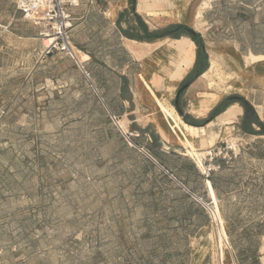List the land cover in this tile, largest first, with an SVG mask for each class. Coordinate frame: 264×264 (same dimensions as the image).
<instances>
[{
    "label": "crops",
    "instance_id": "1",
    "mask_svg": "<svg viewBox=\"0 0 264 264\" xmlns=\"http://www.w3.org/2000/svg\"><path fill=\"white\" fill-rule=\"evenodd\" d=\"M206 3L81 0L71 40L76 62L90 75L87 87L93 99L95 94L121 130L120 151L133 158L139 175L133 185L150 208L143 217L150 220V235L168 241L161 248L163 258L152 264H189L188 236L207 223L205 210L191 198L193 192L216 201L223 218L234 220L230 259L264 264V86L243 85L239 89L246 94L238 96L225 90L238 88L236 84L224 88L219 77L255 75L263 60L248 66L244 59L264 52L219 51L216 44L229 40L214 32L212 11H218V4L206 8ZM8 18L10 50L16 38L23 43L33 40L36 49H45L41 26L25 20L13 0ZM22 21L32 25V32H16ZM187 28L204 41L207 59L201 73L198 44ZM250 41L255 39L251 36ZM236 58L243 63L227 65ZM239 98L251 105V117ZM237 107L240 110L230 115ZM219 148L226 149L224 156L210 160ZM111 226L118 236L116 222Z\"/></svg>",
    "mask_w": 264,
    "mask_h": 264
},
{
    "label": "rangeland",
    "instance_id": "2",
    "mask_svg": "<svg viewBox=\"0 0 264 264\" xmlns=\"http://www.w3.org/2000/svg\"><path fill=\"white\" fill-rule=\"evenodd\" d=\"M211 3L218 4L214 32L229 40L216 44L219 51L264 52V0H207L204 7ZM9 11L10 0H0V264L159 262L168 241L150 235V220L143 218L150 208L137 196L139 175L133 158L120 151L119 126L94 93L93 99L74 58L43 56L35 41L18 38L10 50ZM32 30L28 22L16 24V32ZM263 58L244 60L250 66ZM242 63L236 58L227 65ZM255 73L219 77L224 88L238 87L226 92L242 96L243 85L264 86V65ZM234 110L230 115L240 107ZM231 221L225 226L233 248ZM197 232L188 236L189 264H221V254L224 264H233L208 217Z\"/></svg>",
    "mask_w": 264,
    "mask_h": 264
},
{
    "label": "built area",
    "instance_id": "3",
    "mask_svg": "<svg viewBox=\"0 0 264 264\" xmlns=\"http://www.w3.org/2000/svg\"><path fill=\"white\" fill-rule=\"evenodd\" d=\"M17 8L22 12L23 18L35 25H40V37L48 38L51 42L45 45L44 54L51 55L55 52H64L77 60L76 51L72 44L71 32L76 26L75 10L80 6L81 0H13ZM86 77L90 80L89 73L81 65ZM226 149H217L215 154H210V160L215 157L224 156ZM209 172L212 167L209 165ZM192 197L205 209L209 224L216 226L226 236L224 245L233 253L232 245L225 226V219L216 201L206 200L201 196L191 193ZM223 249V248H222ZM224 263V261H223ZM233 264H236L233 262Z\"/></svg>",
    "mask_w": 264,
    "mask_h": 264
},
{
    "label": "trees",
    "instance_id": "4",
    "mask_svg": "<svg viewBox=\"0 0 264 264\" xmlns=\"http://www.w3.org/2000/svg\"><path fill=\"white\" fill-rule=\"evenodd\" d=\"M186 32L188 34L191 35V37L197 42L198 44V63H197V66L199 67V70H198V73H201L204 69V67L206 66V59H207V54L204 50V41L202 39V36L198 33V32H195L193 29H190V28H187L186 29ZM193 78V77H192ZM238 101L245 107V110H246V116H252L254 114V111L251 107V105L243 98H239ZM171 175H173L170 171H168ZM174 176V175H173ZM175 177V176H174ZM194 193V192H193ZM198 196H201L203 197L202 195L200 194H197V193H194ZM196 203H198L199 205H201L199 202H197L193 197H191ZM204 198V197H203ZM202 206V205H201ZM203 207V206H202ZM204 209V208H203ZM205 210V209H204ZM206 212V211H205ZM207 215V213H206ZM208 217V215H207ZM208 221H209V218H208ZM147 264H152V262L150 263H147ZM165 264V263H164Z\"/></svg>",
    "mask_w": 264,
    "mask_h": 264
},
{
    "label": "bare ground",
    "instance_id": "5",
    "mask_svg": "<svg viewBox=\"0 0 264 264\" xmlns=\"http://www.w3.org/2000/svg\"><path fill=\"white\" fill-rule=\"evenodd\" d=\"M160 106H161V105H160ZM162 107H163L164 110L167 109L165 105H162ZM186 141H187V140H186ZM184 142H185V141H184ZM184 142H183V143H184ZM185 143H186V142H185ZM185 143H184V144H185ZM188 144H189V143H188ZM185 145H186V144H185ZM220 235H221V236H220L221 240H222V235H223V238H224V239H223V241H221V243L224 245V243H225V241H226V236L224 235L223 232H221ZM223 258H224V254H223V255L221 254V260H220V261H221V264H224V263H223V261H224Z\"/></svg>",
    "mask_w": 264,
    "mask_h": 264
},
{
    "label": "water",
    "instance_id": "6",
    "mask_svg": "<svg viewBox=\"0 0 264 264\" xmlns=\"http://www.w3.org/2000/svg\"><path fill=\"white\" fill-rule=\"evenodd\" d=\"M183 91V88L180 90V93Z\"/></svg>",
    "mask_w": 264,
    "mask_h": 264
}]
</instances>
